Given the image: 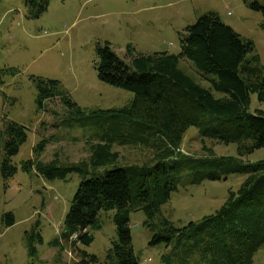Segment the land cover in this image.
Wrapping results in <instances>:
<instances>
[{"label": "trees", "instance_id": "trees-1", "mask_svg": "<svg viewBox=\"0 0 264 264\" xmlns=\"http://www.w3.org/2000/svg\"><path fill=\"white\" fill-rule=\"evenodd\" d=\"M1 1V0H0ZM251 10L262 14L264 0H243ZM49 0H24L26 16H39ZM180 51L136 53L126 48L129 62L121 59L108 41L97 42L95 69L100 81L133 93L124 106L84 112L65 95L57 80H37L38 108L45 100L60 97L77 121H92L97 126V142L86 162L59 165L38 159L49 140L42 138L34 148L37 174L47 179L81 176L79 186L64 217L65 238L76 235L89 244L93 237L88 227L98 225L101 210H116V237L103 259L80 251L71 264H139L129 227L131 210L142 209L144 224L154 230L151 244L163 243L167 250L162 264H252L253 256L264 246V159L242 162L238 156H217L204 147L207 155L195 157L180 151L184 133L195 127L201 139L236 143L237 154L247 155L264 147V112L249 111L250 96L264 102V66L250 39L242 37L219 14L209 10L184 27ZM191 61L207 86L184 72L180 60ZM27 129L6 120L0 128V147L6 156L15 154L26 140ZM142 144L153 151L149 162L119 164L114 144ZM31 161L23 164L29 171ZM16 166L4 160L2 174L12 175ZM188 171L192 182L204 178L221 179L241 173L244 180L229 190L226 200L212 214L189 221L182 227L162 216L160 207L177 188L181 173ZM12 225V213L6 214ZM38 240L42 242L40 234ZM77 251V248L74 247ZM34 250L30 241V252Z\"/></svg>", "mask_w": 264, "mask_h": 264}, {"label": "rangeland", "instance_id": "rangeland-1", "mask_svg": "<svg viewBox=\"0 0 264 264\" xmlns=\"http://www.w3.org/2000/svg\"><path fill=\"white\" fill-rule=\"evenodd\" d=\"M209 10L253 42L259 64L264 66L262 14L249 9L243 0H49L47 9L33 18L26 16L24 0L0 1V128L9 120L27 129L26 140L15 154L6 156L0 147V264H71L78 260L80 251L103 259L116 237L115 209L99 212L98 225L87 229L93 237L89 244L78 242L74 246L72 239L63 235L64 217L81 176L69 173L65 178L47 179L37 174L34 148L46 138L49 142L38 157L43 163L86 162L98 140L97 126L92 121H77L58 96L38 108L36 78L57 80L62 92L86 113L124 106L133 93L97 77V42L108 41L127 62L128 45L136 53L177 54L184 27ZM179 66L207 86L191 61L181 59ZM256 109L264 112V102L253 93L249 111ZM204 147L217 156H238L242 162L264 159V147L240 156L236 143L203 140L195 127H189L180 151L202 157L207 155ZM113 149L119 153V164H143L153 156L152 149L142 144H114ZM4 160L16 166L7 177L1 171ZM28 160L32 165L25 171L23 164ZM188 173H181L177 188L160 207L161 215L178 228L214 213L229 190L238 189L245 178L241 173H230L217 180L192 182ZM8 213L14 218L9 226ZM146 219L142 209L130 211L135 256L139 264H162L167 248L163 243H150L154 230L144 224ZM252 264H264V246L254 254Z\"/></svg>", "mask_w": 264, "mask_h": 264}, {"label": "built area", "instance_id": "built-area-1", "mask_svg": "<svg viewBox=\"0 0 264 264\" xmlns=\"http://www.w3.org/2000/svg\"><path fill=\"white\" fill-rule=\"evenodd\" d=\"M76 235H72L71 239H75Z\"/></svg>", "mask_w": 264, "mask_h": 264}, {"label": "clouds", "instance_id": "clouds-1", "mask_svg": "<svg viewBox=\"0 0 264 264\" xmlns=\"http://www.w3.org/2000/svg\"><path fill=\"white\" fill-rule=\"evenodd\" d=\"M73 240V239H72Z\"/></svg>", "mask_w": 264, "mask_h": 264}]
</instances>
